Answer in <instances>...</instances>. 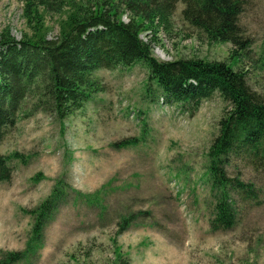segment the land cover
Returning a JSON list of instances; mask_svg holds the SVG:
<instances>
[{
    "label": "rangeland",
    "instance_id": "obj_1",
    "mask_svg": "<svg viewBox=\"0 0 264 264\" xmlns=\"http://www.w3.org/2000/svg\"><path fill=\"white\" fill-rule=\"evenodd\" d=\"M182 7L167 29L141 33L154 39L153 56L228 62L264 98V0H247L239 16L245 44L235 49V63L233 45L199 36L182 20ZM61 19L46 15L48 38L58 36ZM5 29L16 40L29 33L19 0L0 1V33ZM96 75L104 91L83 110L59 119L29 114L28 101L6 130L0 153L12 174L0 182V260L19 252L12 264H264V166L246 153L225 163L236 222L210 230L215 198L207 152L225 106L218 93L190 115L162 102L142 63ZM235 179L252 184L250 198L238 193ZM54 194L61 198L30 248L32 211Z\"/></svg>",
    "mask_w": 264,
    "mask_h": 264
},
{
    "label": "trees",
    "instance_id": "obj_2",
    "mask_svg": "<svg viewBox=\"0 0 264 264\" xmlns=\"http://www.w3.org/2000/svg\"><path fill=\"white\" fill-rule=\"evenodd\" d=\"M19 1L29 33L19 40L8 29L0 33V142L28 101L29 114L43 111L65 119L83 110L92 95L104 91L98 70L142 63L162 102L180 112L193 115L202 101L216 93L223 100L217 134L207 152L206 174L215 198L209 225L212 231L232 228L236 211L225 163L230 154L240 152L264 166V98L249 87L245 73L228 62L200 58L161 61L153 56L151 43L160 28L171 24L180 3L182 20L208 42L231 43L230 58L236 55L233 60L238 62L235 49L245 44L239 16L247 0ZM48 14L62 16L54 39L47 36ZM125 14L127 21L122 19ZM142 32H151L152 37L144 41ZM133 143L121 141L122 146ZM11 174L7 157L0 153V182L9 181ZM233 182L241 196L251 197L252 184ZM60 198L50 195L32 211L35 222L30 248ZM96 199L97 194L92 196V201ZM129 219L122 221L119 232L129 226ZM20 259L19 252L7 253L0 264Z\"/></svg>",
    "mask_w": 264,
    "mask_h": 264
}]
</instances>
